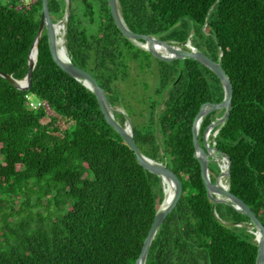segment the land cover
Wrapping results in <instances>:
<instances>
[{
	"label": "trees",
	"instance_id": "1",
	"mask_svg": "<svg viewBox=\"0 0 264 264\" xmlns=\"http://www.w3.org/2000/svg\"><path fill=\"white\" fill-rule=\"evenodd\" d=\"M20 2L0 1V71L18 79L29 70L42 10V0L18 9ZM119 4L135 32L179 42L193 33L192 43L207 55L218 60L223 53L233 98L216 145L232 160L230 190L264 224V0ZM49 9L58 21L66 1L49 0ZM66 47L115 106L123 98L117 83L130 75L128 56L142 70L157 65V98L149 103L147 122L134 124V137L144 154L179 176L183 191L153 239L146 264H256L250 217L223 202L215 215L195 156V116L205 102L224 98L216 73L195 59L164 61L135 45L118 28L108 0H71ZM27 94L47 101L55 113L49 122L42 121L46 108L30 106ZM216 112L204 117L199 136ZM115 116L125 122L122 113ZM209 171L214 181L219 164L210 161ZM30 182L41 188L35 204L45 212L33 213ZM16 197L28 201L25 216L13 226ZM163 198L160 176L139 163L107 122L95 93L55 62L44 30L30 89L0 74V264H134Z\"/></svg>",
	"mask_w": 264,
	"mask_h": 264
},
{
	"label": "water",
	"instance_id": "2",
	"mask_svg": "<svg viewBox=\"0 0 264 264\" xmlns=\"http://www.w3.org/2000/svg\"><path fill=\"white\" fill-rule=\"evenodd\" d=\"M65 1H66V11L63 18L59 19L58 21H54L49 9V0H42L40 23L35 40L30 50L29 70L25 75V77L22 79H18L15 78L12 74H8L3 71H0V74L6 79H8L17 88L23 90H29L31 87L33 70L38 60L39 42L43 31L46 30L48 34L50 51L55 62L64 71H66L73 77L77 78L78 80L82 81L84 85H86L89 89H91L95 93L107 122L122 136L124 141L134 151L139 163L142 164L143 167H145L149 171L159 175L162 180V185H163V177L171 180L174 186V193L172 197L168 201H166L165 191H164V198L156 211L152 225L143 242L141 252L134 263V264H146L152 241L155 238L158 230L162 226L168 214L177 205L182 195L183 184L179 176L170 167H168L166 163L155 160L142 152L134 137L135 129L131 116L127 112L115 107V105L111 103L107 91L99 84L98 80L94 77V75L90 71L73 63L71 57L69 56V53L66 54V56L60 55L55 25L58 22H63L65 24L64 32L66 37L67 24L71 14V0H65ZM108 3L110 6L112 16L118 28L135 45L145 50H148L153 54L154 57L164 61H171L174 59H184V58L195 59L201 62L202 64H204L205 66H207L208 68H210L212 71H214L216 75L220 78L224 88V98L219 102H212V101L205 102L201 106L193 122L192 131H193V140L195 145V156L200 161L202 177L205 182L208 196L213 202V209L215 215L219 218V214L217 213L215 208L217 203H222V202L230 204L233 207H235L237 210L247 214L250 217V223L252 224L251 231L256 235L255 239L257 240V245H258L256 264H264V224L259 219V217L254 213L251 207L242 198H240L230 190L232 160L227 153L221 151L216 145L217 143L216 136L220 128L225 124V122L230 116V111L232 108V98H233L232 80L221 64V56L223 53L221 52L218 60H215L214 58L207 55L205 52L197 48L192 43L191 36L193 33L190 35V37L186 42H179L171 39H163L159 36L152 34L135 32L131 30L127 25V23L125 22L124 17L121 13L119 0H108ZM36 42H38V50H37V55L35 56V58H33L31 56L32 49ZM155 43L164 46L166 51H161L157 49ZM219 110H224V113L220 116H217L205 128L203 132V139H202L203 142L201 143L199 139V133L204 117L211 112L219 111ZM115 113H122L125 117V122L121 123L116 118ZM211 131H213V139H214V142L212 144L209 142V135L211 134ZM221 159H225L227 161V166L225 169H223L220 164ZM212 160L216 161L219 164V168H220V171L214 181L211 179V175L209 171V163ZM222 177L228 179L229 187H226L221 183ZM163 190H164V186H163Z\"/></svg>",
	"mask_w": 264,
	"mask_h": 264
},
{
	"label": "rangeland",
	"instance_id": "3",
	"mask_svg": "<svg viewBox=\"0 0 264 264\" xmlns=\"http://www.w3.org/2000/svg\"><path fill=\"white\" fill-rule=\"evenodd\" d=\"M2 3H8L11 0H0ZM36 0H24L21 1L17 8H26L29 3ZM80 4V2L78 3ZM66 40V37H65ZM66 45V41H65ZM126 61L129 65L130 75L126 80H119L117 85L120 92L123 95L122 101L119 102L115 107L122 109L127 112L129 115L131 111L133 112L132 120L135 125H139L141 127L142 124L146 123L149 118V103L152 102L155 98H157L155 89L158 86V71L157 65L155 62L152 63L150 68L146 70H142L137 61L133 60L130 56L126 58ZM130 111V113H129ZM224 113V110H219L216 112V116H220ZM52 115L55 113L47 106V115L43 117L42 121L44 123L49 122L51 120ZM214 131V130H213ZM213 131L209 135V142L212 144L214 142L213 139ZM199 138L203 139V135H200ZM203 142V140H202ZM228 181V179H227ZM29 189V202L32 206V211L35 214L37 210L41 212H45V208L41 206H36V202L38 200L40 187L39 185H35L32 182L28 184ZM15 202L13 203L14 213L10 217V222L14 226L17 224L19 220H21L25 213H23L22 209L25 208V204L28 201L27 198L24 197H16ZM42 203H46V197L42 198ZM3 205H5L3 203ZM2 226V216H0V228Z\"/></svg>",
	"mask_w": 264,
	"mask_h": 264
},
{
	"label": "bare ground",
	"instance_id": "4",
	"mask_svg": "<svg viewBox=\"0 0 264 264\" xmlns=\"http://www.w3.org/2000/svg\"><path fill=\"white\" fill-rule=\"evenodd\" d=\"M55 29H56V34H57L59 53L62 56H66V54H68V52H67L66 45H65V32H64L65 31V24L63 22H58L55 25ZM155 46L157 49H159L161 51H166L165 47L158 44V43H155ZM37 50H38V42H36L34 44V47L32 49V55L31 56L33 58H35V56L37 55ZM220 164H221L222 168L225 169L227 166V161L225 159H221ZM221 183L223 185H225L226 187H229V184H228V181L226 178L222 177ZM163 186H164L166 201H168L174 193V186H173V183L171 182V180H169L168 178H165V177H163Z\"/></svg>",
	"mask_w": 264,
	"mask_h": 264
},
{
	"label": "built area",
	"instance_id": "5",
	"mask_svg": "<svg viewBox=\"0 0 264 264\" xmlns=\"http://www.w3.org/2000/svg\"><path fill=\"white\" fill-rule=\"evenodd\" d=\"M20 1H24V0H20ZM26 98H27V103L32 107H36L37 105H43L47 110V106H49L46 100H41V101L36 102L35 100L32 99L30 94H27ZM58 123L62 124L60 120L58 121Z\"/></svg>",
	"mask_w": 264,
	"mask_h": 264
}]
</instances>
